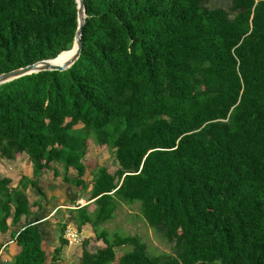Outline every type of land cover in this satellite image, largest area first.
Returning <instances> with one entry per match:
<instances>
[{
	"label": "trees",
	"instance_id": "1",
	"mask_svg": "<svg viewBox=\"0 0 264 264\" xmlns=\"http://www.w3.org/2000/svg\"><path fill=\"white\" fill-rule=\"evenodd\" d=\"M209 1L83 0L78 59L0 85V158L26 154L33 175L0 179L1 232L42 210L38 178L60 164L65 184L90 185L94 209H68L77 235L89 225L104 244L83 239L78 264H264V0H224L230 12ZM76 28L75 0H0V73L71 49ZM92 139L118 167L88 185ZM118 203H138L174 254L100 228ZM40 220L11 233L8 264H44Z\"/></svg>",
	"mask_w": 264,
	"mask_h": 264
},
{
	"label": "rangeland",
	"instance_id": "2",
	"mask_svg": "<svg viewBox=\"0 0 264 264\" xmlns=\"http://www.w3.org/2000/svg\"><path fill=\"white\" fill-rule=\"evenodd\" d=\"M206 6L209 8L221 7L230 12V2L224 0H210ZM77 126L75 128H78ZM83 162L87 165L84 179L89 185L92 179V171L95 168L103 166L109 172H114L118 167L115 160L114 152L111 148L105 145H98L92 139L88 144V151L83 158ZM93 167V169H91ZM59 175L53 177L49 170L41 172L39 183L43 188L45 198L41 200L42 210L33 214L30 218L25 219L22 217L16 224H11V218L7 220L8 229L6 232L0 231V263L8 264L13 255L17 252V245L11 239V233L19 230L22 225L34 218V215L41 220L36 223L40 228L42 235V245L47 251V257L44 264H78L81 251L82 240L88 239L86 244L87 250H92L96 246H104L101 241L94 238V234L90 226L82 227L77 238L73 239L70 235L72 230H75L71 223V215L68 209L75 208L78 204L83 205L88 201L89 187L87 189H80L65 184L62 181L63 169L60 164H57ZM74 170H70V175H75ZM22 176L32 177V165L26 154H21L13 160L0 158V179L9 177L11 183L10 188H14L18 184ZM26 193L30 201L38 200L40 197L36 190H32L28 186ZM89 211L94 209L93 203H88ZM36 211V207L31 209ZM62 225V226H61ZM68 226V227H67ZM61 228L63 230L61 231ZM100 228H104L110 234L118 232L122 235H135L142 240L146 245L147 253L151 255H168L174 254V244L165 240L159 232L153 230L148 226L143 216L141 215L139 204L133 203L126 205L118 203L117 209L114 212L113 218L106 223L102 224ZM67 236L71 243L61 244L60 236ZM61 248V252L56 259L52 258L53 249L56 247ZM130 246H121L115 248L117 256L130 250Z\"/></svg>",
	"mask_w": 264,
	"mask_h": 264
},
{
	"label": "water",
	"instance_id": "3",
	"mask_svg": "<svg viewBox=\"0 0 264 264\" xmlns=\"http://www.w3.org/2000/svg\"><path fill=\"white\" fill-rule=\"evenodd\" d=\"M75 2L77 8V28L75 31L74 42L71 48L74 49L73 54L70 55L68 58L64 59L63 61L56 62V59L59 56L68 51L65 50L60 52L55 58L40 60L24 67L0 73V85L31 73H37L46 70H66L78 59L82 49L81 30L85 22L86 14L83 0H75Z\"/></svg>",
	"mask_w": 264,
	"mask_h": 264
},
{
	"label": "bare ground",
	"instance_id": "4",
	"mask_svg": "<svg viewBox=\"0 0 264 264\" xmlns=\"http://www.w3.org/2000/svg\"><path fill=\"white\" fill-rule=\"evenodd\" d=\"M74 52V49H69L67 52L63 53L61 56H59L56 59V62L63 61L64 59L68 58L70 55H72Z\"/></svg>",
	"mask_w": 264,
	"mask_h": 264
},
{
	"label": "built area",
	"instance_id": "5",
	"mask_svg": "<svg viewBox=\"0 0 264 264\" xmlns=\"http://www.w3.org/2000/svg\"><path fill=\"white\" fill-rule=\"evenodd\" d=\"M67 227H68V226H67ZM70 235L73 236V239H74V238H77V231H76V230H72V232L70 233ZM65 238L68 239L67 236H65ZM68 243L70 244V243H71V240L68 239Z\"/></svg>",
	"mask_w": 264,
	"mask_h": 264
},
{
	"label": "crops",
	"instance_id": "6",
	"mask_svg": "<svg viewBox=\"0 0 264 264\" xmlns=\"http://www.w3.org/2000/svg\"><path fill=\"white\" fill-rule=\"evenodd\" d=\"M33 190V189H32ZM72 224V226H73V228L76 230V226L75 225H73V223H71Z\"/></svg>",
	"mask_w": 264,
	"mask_h": 264
}]
</instances>
